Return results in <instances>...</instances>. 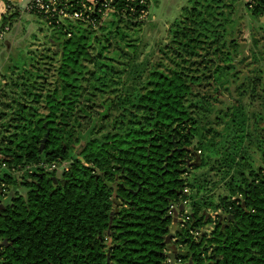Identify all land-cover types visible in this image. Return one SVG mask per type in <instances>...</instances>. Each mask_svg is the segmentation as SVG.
<instances>
[{
	"label": "trees",
	"instance_id": "1",
	"mask_svg": "<svg viewBox=\"0 0 264 264\" xmlns=\"http://www.w3.org/2000/svg\"><path fill=\"white\" fill-rule=\"evenodd\" d=\"M148 4L129 2L98 27L47 26L46 50L4 63L0 240L12 244L0 264H164L168 234L175 264H264V65L241 79L232 63L240 2L188 0L156 65L141 67L130 33ZM241 4L264 16V0ZM9 18L0 15L1 36ZM247 92L259 109L248 111ZM217 149L248 174L231 177L214 208L192 201L171 232L172 207L190 199L187 176L203 163L196 151Z\"/></svg>",
	"mask_w": 264,
	"mask_h": 264
},
{
	"label": "rangeland",
	"instance_id": "2",
	"mask_svg": "<svg viewBox=\"0 0 264 264\" xmlns=\"http://www.w3.org/2000/svg\"><path fill=\"white\" fill-rule=\"evenodd\" d=\"M28 1L16 0V3H11L13 8L9 12H6L4 1H0V15L9 14L10 16L8 19L9 29L4 31L3 36H0V84L4 81L1 76V73H5L4 63L6 61L11 62V58H16V53L27 54L28 51L36 49L41 52V50H46L48 46L47 39L53 30L48 28L41 18L26 10ZM246 1L239 0L240 5L237 4L236 6L233 17L236 19V25L231 33V36L239 44V49L232 63L235 64L236 71H238V76L241 79L250 75L253 69L264 65V30L261 28L264 27V16L260 17V20L251 19L241 4V2L244 4ZM187 3L188 0H149L148 14L144 18L145 21L135 27L130 33L132 37L136 38L135 62L139 66L153 67L156 65L158 58H160L159 50L167 41L169 25L179 17ZM109 42H112V39ZM102 43L107 45L105 41ZM104 54L109 55V51L105 50ZM166 63L170 66L168 61ZM262 79L264 81V74ZM261 98L264 99V94L262 93ZM220 100L222 103L220 109H225V106L232 103V97L228 93L221 95ZM248 101L251 104L248 107L249 112L259 109L258 101L254 100L252 94L244 96L243 102ZM196 152L201 157H204L202 159L203 163L201 166L199 163L198 167L192 168L187 176L191 188L185 189V193L190 194V199L188 200L187 198V201L185 198L182 199L184 206L176 217H172L173 221L171 226H169L171 227V232L174 231L175 227H183L181 224L187 225V215L190 212V203L192 201H196L203 208L208 205L206 209L208 207L214 208L228 194L227 183L230 178L237 177V173L242 170L245 171L244 176L246 177L249 171V169H243L242 166L229 168L227 155L230 154L224 155L221 149L209 150L204 153ZM247 152L245 159L252 163L253 168L261 165L260 156L253 145L248 146ZM189 159L190 163L193 164L195 161L194 157L190 156ZM235 171L236 173H234ZM61 172L62 168L60 167L56 177H59Z\"/></svg>",
	"mask_w": 264,
	"mask_h": 264
},
{
	"label": "built area",
	"instance_id": "3",
	"mask_svg": "<svg viewBox=\"0 0 264 264\" xmlns=\"http://www.w3.org/2000/svg\"><path fill=\"white\" fill-rule=\"evenodd\" d=\"M129 2L140 5L147 0H29L26 10L52 28H66L71 22L98 27L115 17H125ZM147 14L148 10H141L138 17L144 19Z\"/></svg>",
	"mask_w": 264,
	"mask_h": 264
},
{
	"label": "water",
	"instance_id": "4",
	"mask_svg": "<svg viewBox=\"0 0 264 264\" xmlns=\"http://www.w3.org/2000/svg\"><path fill=\"white\" fill-rule=\"evenodd\" d=\"M183 206H184V203H182L180 205L179 209H182ZM175 208H176V205H173L172 210L174 211L173 214L176 217L177 216V211L175 212ZM170 236H171V234H168L167 237H165V242L167 243V248L169 250V253H167V257L169 258V260L166 263H164V264H175L174 263L175 255L178 254V252H179V251H177V249H176L174 244H170L169 243L170 242ZM183 254L185 255L186 253L184 252ZM187 264H189V263H187Z\"/></svg>",
	"mask_w": 264,
	"mask_h": 264
},
{
	"label": "flooded vegetation",
	"instance_id": "5",
	"mask_svg": "<svg viewBox=\"0 0 264 264\" xmlns=\"http://www.w3.org/2000/svg\"><path fill=\"white\" fill-rule=\"evenodd\" d=\"M2 210H3V207H0ZM180 208V205H176V208H175V212L177 211V215H178V213L181 211V209H179ZM173 210L171 211V215L172 216H174V214H173ZM11 244H12V239H10V240H7V239H1L0 240V250H2L3 248H7V247H10L11 246ZM1 245H2V247H1ZM1 252V251H0Z\"/></svg>",
	"mask_w": 264,
	"mask_h": 264
},
{
	"label": "crops",
	"instance_id": "6",
	"mask_svg": "<svg viewBox=\"0 0 264 264\" xmlns=\"http://www.w3.org/2000/svg\"><path fill=\"white\" fill-rule=\"evenodd\" d=\"M2 1H4V0H2ZM5 2H7V3H16V0H5ZM5 2H4V4H5Z\"/></svg>",
	"mask_w": 264,
	"mask_h": 264
},
{
	"label": "bare ground",
	"instance_id": "7",
	"mask_svg": "<svg viewBox=\"0 0 264 264\" xmlns=\"http://www.w3.org/2000/svg\"><path fill=\"white\" fill-rule=\"evenodd\" d=\"M169 253V252H168Z\"/></svg>",
	"mask_w": 264,
	"mask_h": 264
}]
</instances>
